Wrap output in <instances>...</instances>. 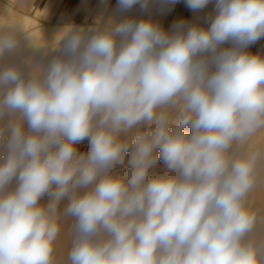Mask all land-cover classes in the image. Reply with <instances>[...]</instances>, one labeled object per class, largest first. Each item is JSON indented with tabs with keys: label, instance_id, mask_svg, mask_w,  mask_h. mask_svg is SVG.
<instances>
[{
	"label": "clouds",
	"instance_id": "1",
	"mask_svg": "<svg viewBox=\"0 0 264 264\" xmlns=\"http://www.w3.org/2000/svg\"><path fill=\"white\" fill-rule=\"evenodd\" d=\"M151 3L0 22V264H264V0Z\"/></svg>",
	"mask_w": 264,
	"mask_h": 264
},
{
	"label": "bare ground",
	"instance_id": "2",
	"mask_svg": "<svg viewBox=\"0 0 264 264\" xmlns=\"http://www.w3.org/2000/svg\"><path fill=\"white\" fill-rule=\"evenodd\" d=\"M73 1V0H72ZM67 2V1H66ZM63 0H0V22L4 20L20 21L24 27L30 31L32 37L40 42L45 38H52L58 30L68 24L89 26L99 21H106L114 16L115 11H111L109 0L102 3L101 0H76L73 10L77 7L81 13L76 15L73 12L63 11ZM180 3V2H179ZM70 5V2H69ZM170 8V10H169ZM213 8L209 4L202 12L191 15L185 4L168 6L162 0H152L150 13H142L138 7L134 8L128 16L135 18H150L160 23L165 29H170L171 25L181 19L190 22L205 23V17ZM76 11V10H75ZM134 13V15H132ZM251 53H259L264 56V38H261L248 49ZM261 142L257 137L253 140L252 146ZM256 207H264V189H258L254 193ZM47 197L42 202H46Z\"/></svg>",
	"mask_w": 264,
	"mask_h": 264
},
{
	"label": "rangeland",
	"instance_id": "3",
	"mask_svg": "<svg viewBox=\"0 0 264 264\" xmlns=\"http://www.w3.org/2000/svg\"><path fill=\"white\" fill-rule=\"evenodd\" d=\"M66 1H67V2H66ZM75 1H76V0H73V1H72V0H63V3L66 2V4L63 5V11H64V9L67 7L66 12H73V14H74V13L76 14V13L78 12L76 15H79V13H81V12H80V10L78 9V7L75 9L76 11L73 10V8H72V6H73V7L76 6V5H75ZM69 2H70V5H69ZM179 2H180V3H179ZM179 2L177 3L178 5H183V4H185V3H184V0H179ZM110 4L112 5V6H111V8H112L111 11H113V10L115 11V8H116V0H109L107 6H109ZM71 5H72V6H71ZM129 14H130V12H129ZM129 14L127 13L126 15H129ZM194 14H196V13H193V12L191 13V15H194ZM132 15H134V13H133ZM79 147H80L81 150H86L87 147H88V143H87V141H84L82 144L79 145Z\"/></svg>",
	"mask_w": 264,
	"mask_h": 264
}]
</instances>
